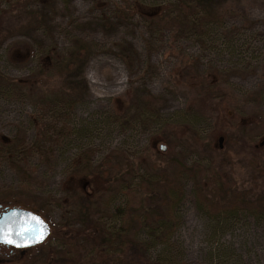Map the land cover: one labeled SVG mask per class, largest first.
<instances>
[{
	"label": "rangeland",
	"instance_id": "1",
	"mask_svg": "<svg viewBox=\"0 0 264 264\" xmlns=\"http://www.w3.org/2000/svg\"><path fill=\"white\" fill-rule=\"evenodd\" d=\"M173 1L0 0V72L33 79L45 91L78 93L66 117L28 98L1 109L0 138L24 136L29 145L46 127L67 137L45 147L53 150L48 155L30 151L26 161L1 162L0 213L32 209L55 232L67 229L42 247L0 246V264H69L78 250L65 238L68 228L80 230L87 221L80 218L78 188L91 194L110 170L104 200L110 225L117 226L111 220L118 208L129 206L127 223L150 191L160 193L157 201L168 188H179L175 239L185 264H218L211 257L214 239L235 264H264V221L246 211L252 194L264 192V0H214L235 35L229 46L177 39L169 30L152 35L159 8ZM31 14L40 27H29ZM228 34L219 40L229 41ZM81 46L86 58L72 61ZM140 103L145 110H138ZM199 186L213 188L209 198L231 199L245 210L215 237L196 203Z\"/></svg>",
	"mask_w": 264,
	"mask_h": 264
},
{
	"label": "trees",
	"instance_id": "2",
	"mask_svg": "<svg viewBox=\"0 0 264 264\" xmlns=\"http://www.w3.org/2000/svg\"><path fill=\"white\" fill-rule=\"evenodd\" d=\"M213 2L214 0H175L173 2H165L164 6L159 8L160 18H156L157 16H155L152 22L153 26H151L152 31L150 33L154 35V33L169 30L177 39L194 37L201 42H210V45L215 44V41L222 45H232V39L235 35L233 33L232 36L230 29L225 27L224 11L216 5V2L215 4ZM31 16L29 27H35L36 25L40 27L41 19H37L38 16L34 14H31ZM2 17L3 15L0 12V19ZM225 30L229 33V36H226L229 38L225 39L229 41H220L219 37L223 36V31ZM3 43L4 41L0 40V49ZM77 52L75 59L72 61L79 62L83 59L84 55L86 58L85 47L81 46ZM49 58L52 64L55 61L56 64L58 63L63 68L65 67L63 64L68 65L63 60H53L54 56H45V59ZM40 68L44 69V66L40 64ZM65 68L69 69L68 67ZM67 92L45 91L33 79L13 80L0 72V112L2 107L8 103L28 98L32 101L35 100L37 103L46 104L52 110L61 114V116L66 117L74 111L78 94L75 91ZM144 105L140 103L138 110H145ZM138 114L137 116L139 117ZM68 124H70V121ZM64 134H66L64 131L49 134V128L46 127L41 132V136H34L33 142L29 145L26 143L24 136L17 135V137L14 136L11 139L0 138V164L4 161L11 163L26 161L30 151H39L43 153V156L48 155L53 150H46L47 148H44H50L49 144L55 147L60 137ZM65 137H67V134ZM110 171L106 172L107 176H109L108 178H104L103 174L100 175L101 188L99 189L95 186L96 180H89L90 176H83L81 179V181H86L89 186L93 183L91 187H95H93L91 194H88L82 187L78 188L84 196V198H81L84 202L79 210L81 211L79 213L80 218L86 217L87 221H83L85 225L80 230L68 228L67 237L65 238H69L72 245H75V250H78L77 255L69 259V264H185L183 253L179 251L178 243L175 239L178 230L176 222L182 203V199L177 192L179 188L178 190L168 188L163 197L161 199L158 198L157 201L155 198L159 197L160 193L150 191L151 195H148L150 197L141 198L139 207L129 214L130 218L127 220V223H130V225L124 219L126 215L128 217L127 213L130 212L129 206L126 204L122 208H118L111 220V222L117 223V226L116 224L110 225L107 222L108 218H111L109 217V204H105L104 201L107 192L105 191V187L108 186L109 181H113L111 180L113 178L112 170ZM177 173L178 167L176 166V170H173L171 173L173 179L177 176ZM114 178L118 180L116 176ZM119 180L125 183L123 177H119ZM205 189H208L209 192H204ZM212 189L209 186H199L196 189V203L205 211L207 216L205 218L207 234L215 237L218 232H223L222 226L224 224L229 221H238L239 217H241L240 214L245 210L237 206L231 199L226 202H217L215 199L209 198ZM251 197L248 200L251 207L250 209L247 208L246 211L254 220L262 222L264 221V192L262 194L260 192L252 194ZM98 200L101 202L99 203ZM1 207L5 209L10 208L8 205ZM30 210L39 214L35 210ZM64 228L67 229L65 226ZM64 228L62 226L59 228L60 233L55 232L51 228L50 235L56 233L58 234L57 238L59 237L60 239ZM45 242L36 248L42 247ZM213 243L215 247L211 253L213 261L217 258L219 260L218 264H235L232 261V253L219 244L218 239L216 241L214 239ZM2 247L10 248L6 246Z\"/></svg>",
	"mask_w": 264,
	"mask_h": 264
},
{
	"label": "water",
	"instance_id": "3",
	"mask_svg": "<svg viewBox=\"0 0 264 264\" xmlns=\"http://www.w3.org/2000/svg\"><path fill=\"white\" fill-rule=\"evenodd\" d=\"M222 139H219V144H221ZM264 143V140L262 141ZM261 143V144H262ZM159 150L164 151V146H160ZM33 217L39 218L43 222L42 225L36 224L32 219ZM44 230V239L37 240L31 234L24 235L22 230L25 228H40ZM0 230L8 233L9 238L14 241V243H7L6 241L0 240L1 245L10 246L15 249H30L35 246L41 245L46 241L50 235V226L45 222L38 214L23 208H11L3 211L0 214Z\"/></svg>",
	"mask_w": 264,
	"mask_h": 264
},
{
	"label": "snow or ice",
	"instance_id": "4",
	"mask_svg": "<svg viewBox=\"0 0 264 264\" xmlns=\"http://www.w3.org/2000/svg\"><path fill=\"white\" fill-rule=\"evenodd\" d=\"M36 224L42 225L43 222L39 220L37 217L32 218ZM22 234L28 235L31 234L33 237H35L37 240H43L44 239V230L42 227L40 228H25L22 230ZM0 240L6 241L7 243H14L13 240L9 238V235L7 232L0 230Z\"/></svg>",
	"mask_w": 264,
	"mask_h": 264
}]
</instances>
